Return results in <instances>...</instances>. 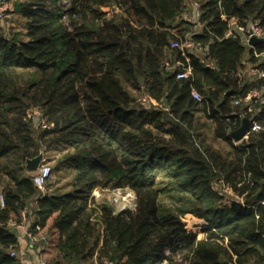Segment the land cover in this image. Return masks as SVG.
<instances>
[{
  "label": "trees",
  "instance_id": "obj_1",
  "mask_svg": "<svg viewBox=\"0 0 264 264\" xmlns=\"http://www.w3.org/2000/svg\"><path fill=\"white\" fill-rule=\"evenodd\" d=\"M13 4L19 20L0 31V264H23L8 224L29 207L31 229L53 220L55 237L30 243L52 264H264V42L225 37V18L264 23V0ZM254 116L261 129L234 140ZM57 143L71 189L45 194L26 165ZM96 188H130L135 209L114 213Z\"/></svg>",
  "mask_w": 264,
  "mask_h": 264
},
{
  "label": "built area",
  "instance_id": "obj_2",
  "mask_svg": "<svg viewBox=\"0 0 264 264\" xmlns=\"http://www.w3.org/2000/svg\"><path fill=\"white\" fill-rule=\"evenodd\" d=\"M13 11H14V4L12 1L0 0V21L7 18V16L11 14ZM183 16L186 19L193 20L194 22H198V26L201 27V24L198 21L199 16H200V11L196 13L195 15H190V13H188V10H186ZM225 19L228 21V25H229L228 30L225 33V37L241 38L242 40H244V43L247 44L248 46H251L250 39L252 36L264 38V23H262L259 20L251 21L246 24H241L234 17H228ZM196 46L197 45L194 44L193 42H186V43L174 42L172 43V47L180 48L183 51V55H186V52L188 49L193 50V51H198ZM251 47H254V46H251ZM255 54L257 56L260 55L257 52H255ZM187 61H189V58H187ZM207 63L209 65H212L209 62ZM165 65L170 70H174L176 67H181V70L177 75L178 78H186L191 74V67L181 61H177L174 64H171L169 61H166ZM258 76L263 78L264 72L258 71ZM260 94L261 92L259 90H254L250 93L249 96L246 97L245 100L248 101L250 98H257L260 96ZM193 97L198 101L202 100V96L196 91H193ZM138 100L143 104H148V102L151 99L148 95H145V96H141ZM244 119H246V117H244ZM42 122L44 123L43 120ZM259 129H261V126L256 120L255 116L251 117L249 132L251 130H259ZM52 172H53L52 166L49 163H43V164H40L39 168L33 173V182L41 191L45 192L47 182L49 178L51 177ZM104 196L107 197V201L114 207V213H119L126 209H135L136 207V195L134 191H132L130 188H112V189L111 188H96L91 193V200H94L97 203H101L104 201L103 200ZM4 205H5V197H4L2 188L0 186V209L4 207ZM26 211L22 212L21 220L15 221L12 219L9 221L8 225L12 229L15 230L20 242L27 240L30 243H34L40 239H43L44 236L40 233L42 229L40 228V226H37L36 230L30 228V223L26 215ZM13 254L16 255L17 253H13ZM17 255H20V254H17ZM97 255H98V252H95V257H97ZM95 263L96 264H115L114 261L106 257L102 258L100 262L96 261ZM33 264H49V263L44 258H39L38 261Z\"/></svg>",
  "mask_w": 264,
  "mask_h": 264
},
{
  "label": "rangeland",
  "instance_id": "obj_3",
  "mask_svg": "<svg viewBox=\"0 0 264 264\" xmlns=\"http://www.w3.org/2000/svg\"><path fill=\"white\" fill-rule=\"evenodd\" d=\"M10 1L14 2V0H10ZM13 20H19V16L17 15V13H14V15H12V14L9 15L7 18H5L4 20L1 21L3 26L5 27L4 30L6 32L9 30L10 26L13 24V22H12ZM15 23H18V22H15ZM247 74H248V76L249 75L253 76V74H255V70L253 69V66L251 64L248 65ZM134 94H137V93L134 92ZM39 114H41V113L40 112L36 113V115L40 116ZM43 125L45 126V123H43ZM207 129H208V133H209L210 143L212 145H214L216 148L222 149V146H223L222 142L214 139L213 135L209 131L208 126L206 125V128H204V127L201 128V130H207ZM61 146H62V143H57L56 145H53L50 147L46 146L41 151V153L43 155L41 164L49 163L52 166V168H54L53 174L49 178L47 185H46V189L52 193L57 192V191L63 192V191L71 189V187L69 186V184L71 183V180H72L71 168L68 167V164L62 165L61 163H58V160H60V157L62 156V154L60 153V150L58 149ZM58 166H60V168H57ZM28 172H30V171H28ZM30 173H32V172H30ZM160 182H162V183H160L159 186L169 187L168 183H166V182H168L167 178L160 179ZM4 184H5V182H3V180L1 179L0 180V186L2 189L4 187ZM103 200L107 201V197L104 196ZM162 200H163V202H165L167 204L170 202L169 199L166 197V195L162 196ZM29 210H30V207L26 211L27 216H28ZM13 220L18 221L19 217H14ZM52 222H53V220L51 219L49 222L48 230L46 231L47 235H50V236L52 234ZM50 256H51V254H49L48 256L45 255L43 258L45 260L47 259L49 261ZM49 263L52 264L51 261Z\"/></svg>",
  "mask_w": 264,
  "mask_h": 264
},
{
  "label": "crops",
  "instance_id": "obj_4",
  "mask_svg": "<svg viewBox=\"0 0 264 264\" xmlns=\"http://www.w3.org/2000/svg\"><path fill=\"white\" fill-rule=\"evenodd\" d=\"M187 8H188L187 9L188 13H190V15H195L200 10L197 5L190 4V3H188ZM4 29H5V27L3 26L2 22L0 21V31H3ZM248 65H250V64H248ZM51 193L52 192H49L47 189L45 190V194H51ZM48 227H49V225L46 228L41 229V232H40L43 236H46L47 243L50 239L55 237V233H54L55 231L53 228H52L51 236L47 235L46 231L48 230ZM48 246H46V244H44V245H42V247L40 246V248H43L45 251H47ZM19 254H20V257H21L23 264H33V263L37 262L39 258H43L45 256V253L40 252V250L37 247L30 244V242L27 240L21 241Z\"/></svg>",
  "mask_w": 264,
  "mask_h": 264
},
{
  "label": "water",
  "instance_id": "obj_5",
  "mask_svg": "<svg viewBox=\"0 0 264 264\" xmlns=\"http://www.w3.org/2000/svg\"><path fill=\"white\" fill-rule=\"evenodd\" d=\"M263 42H264V38H259L256 36H252L250 39L251 46H256L257 44H260ZM249 130H250V121L246 118L243 120L241 127L237 129L236 131L232 132V137L234 138V140L240 141L247 136V134L249 133ZM42 156L43 155L41 153L37 157L33 159H29L26 165L27 171L35 172L42 162Z\"/></svg>",
  "mask_w": 264,
  "mask_h": 264
}]
</instances>
